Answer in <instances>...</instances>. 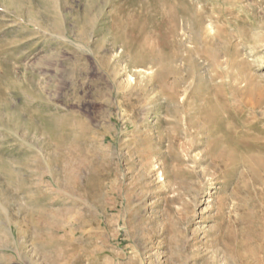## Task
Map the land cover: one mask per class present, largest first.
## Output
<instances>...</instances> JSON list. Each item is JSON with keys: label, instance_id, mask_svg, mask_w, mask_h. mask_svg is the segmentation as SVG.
I'll return each mask as SVG.
<instances>
[{"label": "rangeland", "instance_id": "374dc122", "mask_svg": "<svg viewBox=\"0 0 264 264\" xmlns=\"http://www.w3.org/2000/svg\"><path fill=\"white\" fill-rule=\"evenodd\" d=\"M0 264H264V0H0Z\"/></svg>", "mask_w": 264, "mask_h": 264}, {"label": "bare ground", "instance_id": "6f19581e", "mask_svg": "<svg viewBox=\"0 0 264 264\" xmlns=\"http://www.w3.org/2000/svg\"><path fill=\"white\" fill-rule=\"evenodd\" d=\"M150 60V59H149ZM130 84V83H129ZM218 110V109H217ZM217 112H216V107H215V109H213V110H211V111H208V113H207V115H208V118L209 119H213L214 117H215V114H216ZM218 113H219V111H218ZM217 113V114H218ZM220 114V113H219ZM218 116V115H217ZM219 117V116H218ZM217 118V117H216ZM214 122V121H213ZM218 124V123H217ZM220 125V124H219ZM222 127V126H221ZM217 128V127H216ZM219 128V127H218ZM222 129V128H221ZM236 151V150H235ZM230 154H231V152H230ZM220 156H217V157H214L215 159L213 160V162L210 164V169H214L218 164H219V162H220V160L223 158V156L225 155V154H219ZM214 156V155H213ZM226 156L228 157V154L226 153ZM230 156V155H229ZM213 158V157H212ZM209 169V170H210Z\"/></svg>", "mask_w": 264, "mask_h": 264}]
</instances>
